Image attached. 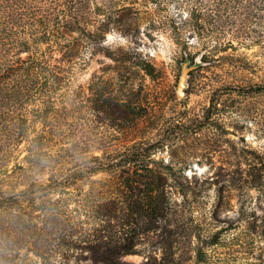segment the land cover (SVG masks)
<instances>
[{"label": "rangeland", "instance_id": "obj_1", "mask_svg": "<svg viewBox=\"0 0 264 264\" xmlns=\"http://www.w3.org/2000/svg\"><path fill=\"white\" fill-rule=\"evenodd\" d=\"M205 1L119 2L133 3L134 13L119 15L124 25L107 31L101 45L114 57L133 55L132 63H118L93 44L84 46L85 41L78 42L76 59L57 51L51 55L60 71H67L69 88L59 92L72 101L58 103L52 134H46L50 126L43 128L48 142L43 140L40 148L53 157L43 158L38 168L44 170L43 179L52 168L55 176L58 170L83 169L93 156L101 157L107 148L121 147L133 136L161 140L154 159L158 167H166L167 184L188 189L184 197L169 189L175 212L162 223L154 222L136 252L124 256L127 263L141 264L148 258L153 264H259L254 257L263 243L251 230L264 228L262 13L239 11L248 14L243 17L230 7ZM198 19L201 27L194 24ZM242 26L249 31L237 35L235 29ZM208 41L209 47L220 44L218 64L186 75L189 67H196L187 66L186 53L204 52L199 43ZM139 57L153 65L152 75L134 65ZM182 75V96L177 97ZM111 97L127 104L134 115L122 108L108 114L94 110L99 100ZM217 97V110L212 111ZM40 128L36 124V130ZM34 133H28L9 166L23 159ZM108 178L106 173L81 176L72 194L82 193L83 198ZM74 206L70 203L69 209ZM85 256L78 255L81 261Z\"/></svg>", "mask_w": 264, "mask_h": 264}, {"label": "trees", "instance_id": "obj_2", "mask_svg": "<svg viewBox=\"0 0 264 264\" xmlns=\"http://www.w3.org/2000/svg\"><path fill=\"white\" fill-rule=\"evenodd\" d=\"M207 1L230 7L237 14L261 12L264 25V0ZM119 2L124 0H0V240H4L0 261L4 264H131L124 256L136 252L140 239L155 228V221L162 223L175 212L169 189L173 187L183 197L188 194L182 184L168 185L166 167H158L154 154L161 140L145 137L136 140L131 136L121 147L107 148L80 170L62 169L55 176L52 168L43 179L44 170L38 169L43 158H53L40 148L43 140L48 142L43 128L50 126L46 134H52L58 103L72 101L59 92L69 88L67 71H60L51 55L57 51L76 59L81 51L78 42L85 41L84 46L93 44L118 63L133 62V55L114 57L115 53L101 45L107 31L124 25V17L119 15L134 13L133 3ZM198 21L195 26H200ZM248 29L235 30L241 36ZM210 42L199 43L202 53H186L187 66H196L189 67L186 75L216 66L220 44L212 41L214 45L209 47ZM134 65L148 75L154 71L153 65L140 57ZM219 100H213L212 111L217 110ZM125 106L111 97L99 100L94 110L108 114L122 108L134 115L135 111ZM38 123L41 128L36 130ZM29 132L35 133L22 162L9 166ZM98 173L108 174V180L91 187L83 198L82 193L72 194V187H79L77 178ZM70 203L75 205L71 210ZM72 211L83 219H77ZM253 230L263 243L258 245L254 260L264 264V228ZM83 252L86 256L81 261L78 255ZM141 264L153 263L147 258Z\"/></svg>", "mask_w": 264, "mask_h": 264}, {"label": "water", "instance_id": "obj_3", "mask_svg": "<svg viewBox=\"0 0 264 264\" xmlns=\"http://www.w3.org/2000/svg\"><path fill=\"white\" fill-rule=\"evenodd\" d=\"M185 73V72H184ZM183 73V74H184ZM184 82H185V76L182 75V77L180 78V81H179V84H178V87H177V97H181L182 96V89H183V86H184Z\"/></svg>", "mask_w": 264, "mask_h": 264}]
</instances>
